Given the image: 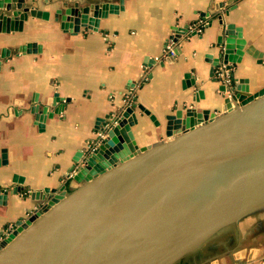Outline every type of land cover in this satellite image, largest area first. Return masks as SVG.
<instances>
[{"label": "crops", "instance_id": "1", "mask_svg": "<svg viewBox=\"0 0 264 264\" xmlns=\"http://www.w3.org/2000/svg\"><path fill=\"white\" fill-rule=\"evenodd\" d=\"M104 3L117 12L99 18L96 31L63 32L54 17L63 4ZM23 7L36 16L20 31L0 32V240L40 206L33 192L80 186L67 178L79 168L75 159L125 108L140 105L158 122L135 109L134 140L150 147L168 140L165 117L177 110L224 112L231 91L220 68L247 82L249 94L264 87V0H23ZM227 26L240 31V62L217 65L211 77ZM27 43L34 53L20 52ZM42 108L51 115L38 123ZM243 241L239 232L234 248L202 264H264V243Z\"/></svg>", "mask_w": 264, "mask_h": 264}, {"label": "water", "instance_id": "2", "mask_svg": "<svg viewBox=\"0 0 264 264\" xmlns=\"http://www.w3.org/2000/svg\"><path fill=\"white\" fill-rule=\"evenodd\" d=\"M22 4L0 0L1 33L20 31L28 16H36ZM116 12L105 3L63 4L54 17L63 32L74 34L96 31L99 18ZM231 27L219 40L211 77L217 65L240 62L243 42ZM35 48L27 43L20 52ZM246 83L231 80L221 114L187 109L183 117L180 110L166 116L168 140L150 147L134 140L135 109L158 122L140 105L125 108L91 151L75 159L78 188L33 192L41 204L0 240V264H179L263 208L264 87L249 94ZM44 115H51L46 108L36 111V121Z\"/></svg>", "mask_w": 264, "mask_h": 264}, {"label": "rangeland", "instance_id": "3", "mask_svg": "<svg viewBox=\"0 0 264 264\" xmlns=\"http://www.w3.org/2000/svg\"><path fill=\"white\" fill-rule=\"evenodd\" d=\"M241 233L243 244L246 247L261 245L264 243V207L256 210L248 217L241 220L237 225H232L211 238L198 250L189 254L183 259L186 264H202L215 255V250L219 244L226 243V238L237 237ZM240 236V235H239Z\"/></svg>", "mask_w": 264, "mask_h": 264}, {"label": "built area", "instance_id": "4", "mask_svg": "<svg viewBox=\"0 0 264 264\" xmlns=\"http://www.w3.org/2000/svg\"><path fill=\"white\" fill-rule=\"evenodd\" d=\"M202 28H203V24L201 26H197V27H194L193 28V31L195 33H200L202 31ZM174 47L171 45V46H168L167 49H166V55L167 56H170L172 57L174 55V51H173ZM230 70L229 69H226V68H220L219 69V72H218V79L219 81L221 82V84L226 88L230 89V86H231V78H230ZM226 92H228L226 90ZM109 129V127L107 128ZM106 129V130H107ZM105 130V131H106ZM105 133L101 134L99 136V138H103ZM94 147V144H92V148ZM72 177V174L68 175L67 178L70 179ZM12 231V230H11ZM10 231V232H11ZM10 232H8L7 234H5V236H7ZM4 236V237H5Z\"/></svg>", "mask_w": 264, "mask_h": 264}, {"label": "trees", "instance_id": "5", "mask_svg": "<svg viewBox=\"0 0 264 264\" xmlns=\"http://www.w3.org/2000/svg\"><path fill=\"white\" fill-rule=\"evenodd\" d=\"M226 243L223 241V243L219 244L218 247L216 248L215 250V255L214 256H217L219 255L220 253L226 251V250H229V249H232L234 248V246L236 245V241H237V237L235 238H231V236H228L226 238ZM186 264L183 262V259L180 261L179 264Z\"/></svg>", "mask_w": 264, "mask_h": 264}]
</instances>
